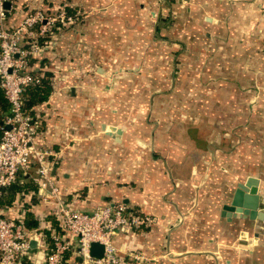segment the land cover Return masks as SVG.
I'll return each mask as SVG.
<instances>
[{"label":"crops","instance_id":"crops-1","mask_svg":"<svg viewBox=\"0 0 264 264\" xmlns=\"http://www.w3.org/2000/svg\"><path fill=\"white\" fill-rule=\"evenodd\" d=\"M253 1L14 0L7 11L8 28L34 10L81 17L76 25L52 29L41 40L47 50L29 62L52 87L47 101L32 107L40 122L36 143L56 155L50 157V174L69 209L89 213L122 203L161 224L118 231L113 243L124 257L121 264H141L132 261L133 254L151 259L166 254V264H264V224L227 217L223 210L249 177L259 180L264 194V137L257 165L236 163L232 179H225L226 170L208 175L202 166L210 149L217 150L215 132L205 137L196 129L200 124L180 119L154 121L155 127L147 121L157 108L166 116V79L177 69L187 78V64L228 47L223 36L229 35L230 44L240 42L231 38L235 34L248 46L264 45V9L254 10ZM187 50L192 60L184 56ZM211 122L204 124L211 130L219 126ZM245 128L251 133L254 127ZM251 137L243 140L248 150ZM21 176L16 183L22 190L12 199L27 207L43 205L33 172ZM46 210L33 216L37 225L43 217L48 228L31 240L35 245L24 264H44V243L60 230ZM66 259L73 260L71 253Z\"/></svg>","mask_w":264,"mask_h":264},{"label":"built area","instance_id":"built-area-1","mask_svg":"<svg viewBox=\"0 0 264 264\" xmlns=\"http://www.w3.org/2000/svg\"><path fill=\"white\" fill-rule=\"evenodd\" d=\"M6 2L11 6L13 1L0 0V90L9 108L0 126V196L20 175L33 172L32 182L39 200L55 204L54 217L60 230L44 243V264H68V253L73 256L69 264H121L123 258L113 237L122 229H140L152 221L122 203L99 206L89 213L66 207L60 200V188L50 174V157L54 159L56 155L37 145L39 118L32 114V108L25 109L23 104L27 87L39 82L29 62L47 50V43L41 40L52 29L60 31L78 24L80 17L64 10L55 14L34 10L18 25L8 28ZM25 212L22 201H15L0 211V264H24L31 255V240L48 228L43 217L38 218L35 228H27ZM92 243L104 247L102 258L90 256Z\"/></svg>","mask_w":264,"mask_h":264},{"label":"rangeland","instance_id":"rangeland-1","mask_svg":"<svg viewBox=\"0 0 264 264\" xmlns=\"http://www.w3.org/2000/svg\"><path fill=\"white\" fill-rule=\"evenodd\" d=\"M253 2H256L254 5L257 6L252 7L254 10L264 9L262 7L264 0ZM234 35L231 38L240 39L238 44H230L232 42H227L229 35L223 36L221 40L224 44L227 43L228 47L213 48L214 51L209 55L205 54L206 58L202 62L187 64V78L180 77L177 69L178 74L175 77L166 79V116L163 109L157 108L155 115L149 113L147 119L154 127V121L163 122L166 118V121L168 119L170 122L180 119L200 124L196 129L204 136H210L215 132L217 150L214 151L215 147L210 149V158L204 160L202 166L208 175H211L210 171H217L219 168L220 172L226 170L229 173L224 172L225 179L227 177L232 179L230 168L236 163L257 165L256 154L263 143L261 138L264 137V45L248 46L242 41L245 39L243 36ZM193 49L196 47L193 46ZM188 51L184 56L192 60ZM214 107L218 108L215 111L219 113L214 112ZM214 120L218 121L220 128L211 125L213 127L211 130L212 128L204 124ZM248 125L254 127L251 133H248L249 129H244ZM247 133L254 137L249 138L251 140L249 150L243 143L245 137H248ZM188 151L193 153L191 147H188ZM244 153L247 155L246 159L242 158ZM233 185L231 184L230 189ZM229 200H226V204ZM145 215L153 221V216L147 213ZM155 224L156 222H151L142 230H152L158 225L161 226ZM164 255L161 258L154 256L152 259L139 254H133L131 257L132 261L141 264H166V254ZM135 256L143 257L141 259L143 262L136 260Z\"/></svg>","mask_w":264,"mask_h":264},{"label":"water","instance_id":"water-1","mask_svg":"<svg viewBox=\"0 0 264 264\" xmlns=\"http://www.w3.org/2000/svg\"><path fill=\"white\" fill-rule=\"evenodd\" d=\"M6 10L10 9V4H4ZM9 129V127H5ZM112 131V130H111ZM117 133H119L117 131ZM227 217H239L250 221H258L264 224V194L259 189V180L254 177H249L244 183L238 184L233 192L229 203L223 207ZM254 241L247 243L249 249ZM34 241L30 243L31 251L34 248ZM90 256L95 259H100L103 256L104 247L98 243H92L90 246Z\"/></svg>","mask_w":264,"mask_h":264},{"label":"trees","instance_id":"trees-1","mask_svg":"<svg viewBox=\"0 0 264 264\" xmlns=\"http://www.w3.org/2000/svg\"><path fill=\"white\" fill-rule=\"evenodd\" d=\"M80 17V16H79ZM81 18V17H80ZM41 72V69L39 70V72L33 71L32 74L34 76H36L37 78L39 77V82L38 83H34L30 86L27 87L25 93H24V108L25 109H30L32 107H34L37 104H41L45 101H47L52 87L50 85L49 80L44 77V76H39ZM9 112V108H8V104L6 102V100L3 97V94L0 90V126H1V122L3 120V118L8 114ZM20 177H22L20 175ZM6 196H1L0 197V206L2 205H6V206H10L12 205L15 201L12 199L13 195L20 192L22 190V187H20L19 185H17V183H14L12 186L8 187L7 189H4L2 192H6ZM14 201V202H13ZM13 202V203H12ZM43 205H40L39 201L32 204L27 207V205H24V208L26 210V216H25V226L27 228H35L36 227V222L33 220V216H35V213L37 210H41V208H43V210L46 212H44V215L46 217L48 216H53L54 217V212H55V206H53L52 203H42ZM41 206V207H39ZM50 237L47 238L46 241H49Z\"/></svg>","mask_w":264,"mask_h":264}]
</instances>
